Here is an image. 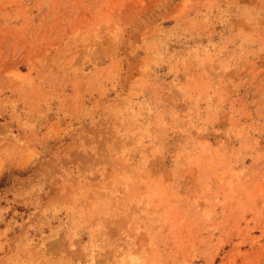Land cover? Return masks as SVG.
Returning a JSON list of instances; mask_svg holds the SVG:
<instances>
[{"label": "rangeland", "instance_id": "rangeland-1", "mask_svg": "<svg viewBox=\"0 0 264 264\" xmlns=\"http://www.w3.org/2000/svg\"><path fill=\"white\" fill-rule=\"evenodd\" d=\"M0 264H264V0H0Z\"/></svg>", "mask_w": 264, "mask_h": 264}]
</instances>
